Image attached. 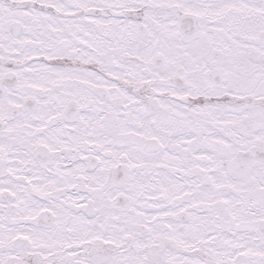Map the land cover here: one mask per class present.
<instances>
[{
  "label": "snow or ice",
  "instance_id": "1",
  "mask_svg": "<svg viewBox=\"0 0 264 264\" xmlns=\"http://www.w3.org/2000/svg\"><path fill=\"white\" fill-rule=\"evenodd\" d=\"M0 264H264V0H0Z\"/></svg>",
  "mask_w": 264,
  "mask_h": 264
}]
</instances>
